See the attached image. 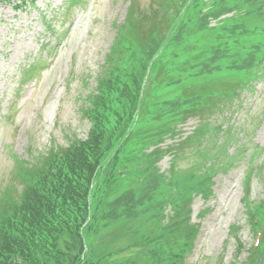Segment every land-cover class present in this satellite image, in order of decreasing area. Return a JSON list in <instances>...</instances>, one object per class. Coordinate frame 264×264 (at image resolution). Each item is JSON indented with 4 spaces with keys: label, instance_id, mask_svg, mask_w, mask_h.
I'll return each mask as SVG.
<instances>
[{
    "label": "trees",
    "instance_id": "16d2710c",
    "mask_svg": "<svg viewBox=\"0 0 264 264\" xmlns=\"http://www.w3.org/2000/svg\"><path fill=\"white\" fill-rule=\"evenodd\" d=\"M156 1L148 4L153 8ZM179 1L180 6L167 15L178 14L186 0ZM233 1L242 2L190 0V14L181 21L186 28L178 33L180 38L171 39L170 63L176 62L178 52L189 49H180L179 44L192 35L193 16L201 18L200 28L205 31L199 51L202 62L198 69L186 64L185 73L171 65L163 73L160 63L152 77L147 75V62L165 41L168 21L161 26L157 17L152 26L142 28L133 8H128L104 57L98 92L92 94L86 109L91 123L86 139L71 141L42 160L30 154L32 160L23 159L14 174L19 185L12 179L1 192L0 264H114L109 258L111 247L130 255L132 264H187L185 257L193 251L200 225L191 223L194 230L186 232L177 219L159 230L162 211L153 212L151 219L142 211L133 213L158 207L162 202L155 194L174 185L162 181L157 167L167 153L159 145L163 134L177 136V126L198 115L197 140L204 131L213 137L215 131L223 130V123L212 126L213 116L231 121L228 114L237 109L241 90L259 75L257 68L262 63H255L254 57L257 53L264 56V0H258V8L251 14L245 6L236 5L244 11L237 18L228 16ZM77 2L80 0L71 3ZM142 15L151 22L159 14L153 10ZM212 21L215 26L210 25ZM238 21L246 26H238ZM206 38H211L209 44ZM40 67L37 61L26 70L24 79H33L43 69ZM223 76L221 88L227 93L200 97L193 91L196 81L214 79L221 84ZM153 146L151 153H145ZM256 208L249 209L250 215L261 212L264 217V200ZM171 211L178 215V210ZM143 224L151 226L147 230ZM252 225L255 231L264 230V223L255 216ZM260 244L252 246L246 264H257L264 256V234Z\"/></svg>",
    "mask_w": 264,
    "mask_h": 264
},
{
    "label": "rangeland",
    "instance_id": "374dc122",
    "mask_svg": "<svg viewBox=\"0 0 264 264\" xmlns=\"http://www.w3.org/2000/svg\"><path fill=\"white\" fill-rule=\"evenodd\" d=\"M150 1L70 0L68 4L67 0H0V194L13 180L18 183L14 175L17 166L23 159L32 160L30 154L42 160L44 155L68 147L71 141L86 139L91 129L86 109L91 106L92 94L98 92L104 57L129 7L139 19V27L152 26L157 17L161 26L166 19L169 24L165 41L147 62V75L152 77L160 63L163 73L170 65L177 66L181 73L188 71L183 67L189 63L198 69L205 34L198 16L191 18L192 35L179 44L180 49H189L178 52L176 62L170 63L171 39L180 38L178 33L186 28L181 21L190 14V0L178 8L175 17L169 15L180 6L179 0H155L153 8ZM19 2L22 4L16 10L13 4ZM259 2L233 1L228 16L237 18L244 13L236 5L245 6L251 14ZM153 10L159 15L153 16L151 22L143 19L142 13L150 15ZM215 24L212 21L210 25ZM237 25L246 26L243 21ZM210 41L206 38L208 44ZM254 60L262 63L254 78L259 77L241 91L237 109L228 114L231 121L222 120L218 114L213 116L212 126L223 123L222 131H215L213 137L204 131L197 140L200 131L194 132L200 119L195 115L177 126V136L163 134L159 145L167 153L157 167L163 174L162 181H172L174 185L155 194L162 202L158 207L133 213L142 211L151 219L153 212L162 211L163 225L159 230L172 226L170 223L177 219L186 232L194 230L191 223L200 225L193 252L185 257L187 264H246L254 243L263 241L264 230L255 231L252 218L264 223V217L261 212H249L257 211L256 204L264 200V56L257 53ZM37 61L43 69L33 79L25 80L24 72ZM224 84V76L221 84L214 79L196 81L193 91L200 97L214 92L223 95L228 92L221 88ZM147 158L144 154V163ZM172 209L178 210V215ZM149 226L143 224L142 228L148 230ZM119 251L111 247L109 258L114 264L133 263L130 255Z\"/></svg>",
    "mask_w": 264,
    "mask_h": 264
},
{
    "label": "clouds",
    "instance_id": "9594fccd",
    "mask_svg": "<svg viewBox=\"0 0 264 264\" xmlns=\"http://www.w3.org/2000/svg\"><path fill=\"white\" fill-rule=\"evenodd\" d=\"M21 1H23V0H21ZM18 4H22V2L17 3V5H18ZM17 5H16V4H13V7L16 8ZM17 9H18V8H16V10H17ZM28 69H29V68H28ZM24 73L27 74L26 71H25ZM25 74H24V76H25ZM257 242L259 243V241H257ZM254 244H255V243H254ZM192 252H193V251H192ZM192 252H191V253H192ZM191 253H190V254H191ZM262 259H264V256L262 257ZM262 259L259 260L257 264H261Z\"/></svg>",
    "mask_w": 264,
    "mask_h": 264
}]
</instances>
